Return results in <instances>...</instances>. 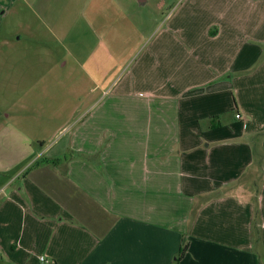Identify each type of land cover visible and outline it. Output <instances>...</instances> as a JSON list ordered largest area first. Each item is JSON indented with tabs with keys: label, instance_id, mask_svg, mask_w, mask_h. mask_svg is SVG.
<instances>
[{
	"label": "crops",
	"instance_id": "1",
	"mask_svg": "<svg viewBox=\"0 0 264 264\" xmlns=\"http://www.w3.org/2000/svg\"><path fill=\"white\" fill-rule=\"evenodd\" d=\"M176 3L132 63L100 40L73 58L92 103L57 142L14 145L0 119V264H264V0ZM87 13L126 17L122 0H0V46L19 52L22 26L34 50L76 43Z\"/></svg>",
	"mask_w": 264,
	"mask_h": 264
},
{
	"label": "rangeland",
	"instance_id": "2",
	"mask_svg": "<svg viewBox=\"0 0 264 264\" xmlns=\"http://www.w3.org/2000/svg\"><path fill=\"white\" fill-rule=\"evenodd\" d=\"M176 2L147 0L141 4L139 0H122V9L127 17L124 20L109 18L101 28L87 13L89 25L82 23L76 43H68L66 39L48 33L46 49L34 50V47L30 48L31 44H25L22 26L18 32L23 35L19 52L8 49L7 45L0 46V119L5 121L3 115L10 112L15 116L10 121L24 133L23 136L12 137L16 141L14 145L29 143L32 150H38L41 144L57 142L59 134L54 135L53 131L62 123L70 128L73 122L70 113L75 106L87 107L92 103L82 95L92 88L87 71L77 67L73 58L84 64L89 59L91 61L92 56L98 57L92 51L100 40L104 46L111 47L114 63H132L139 49L150 41L156 25L165 19ZM162 3L165 6H161ZM78 81L80 83L76 84ZM76 93L80 94V101L74 97ZM5 151L16 153L14 149ZM20 156L23 157L22 154ZM1 165L6 164L3 162ZM9 177L3 175L0 185H4Z\"/></svg>",
	"mask_w": 264,
	"mask_h": 264
},
{
	"label": "built area",
	"instance_id": "3",
	"mask_svg": "<svg viewBox=\"0 0 264 264\" xmlns=\"http://www.w3.org/2000/svg\"><path fill=\"white\" fill-rule=\"evenodd\" d=\"M236 118H241L239 114L236 115Z\"/></svg>",
	"mask_w": 264,
	"mask_h": 264
},
{
	"label": "trees",
	"instance_id": "4",
	"mask_svg": "<svg viewBox=\"0 0 264 264\" xmlns=\"http://www.w3.org/2000/svg\"><path fill=\"white\" fill-rule=\"evenodd\" d=\"M262 134H263V133H262ZM40 162H42V160L38 161L37 163H40Z\"/></svg>",
	"mask_w": 264,
	"mask_h": 264
}]
</instances>
